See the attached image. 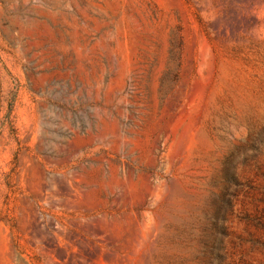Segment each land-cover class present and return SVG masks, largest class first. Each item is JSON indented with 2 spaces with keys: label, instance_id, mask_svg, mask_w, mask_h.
<instances>
[{
  "label": "rangeland",
  "instance_id": "rangeland-1",
  "mask_svg": "<svg viewBox=\"0 0 264 264\" xmlns=\"http://www.w3.org/2000/svg\"><path fill=\"white\" fill-rule=\"evenodd\" d=\"M0 264H264V0H0Z\"/></svg>",
  "mask_w": 264,
  "mask_h": 264
}]
</instances>
